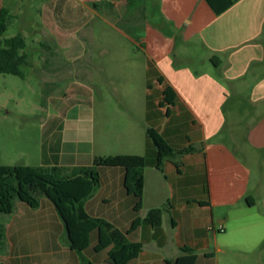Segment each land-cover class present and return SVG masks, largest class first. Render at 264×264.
Returning a JSON list of instances; mask_svg holds the SVG:
<instances>
[{"label": "crops", "instance_id": "obj_1", "mask_svg": "<svg viewBox=\"0 0 264 264\" xmlns=\"http://www.w3.org/2000/svg\"><path fill=\"white\" fill-rule=\"evenodd\" d=\"M27 1L0 0V11L10 13L9 24L22 20L26 43L39 45L54 59L63 52L78 55L82 42L92 52L101 40L105 62L112 57L114 70L132 67L135 74L145 135L140 155L147 160L142 209L134 210L136 200L127 194L121 168L101 169V188L86 204L92 217L128 232L137 218L170 203L161 226L141 225L128 234L142 245L128 264H168L183 255L184 247L197 252L196 264H263L264 0H239L221 15L206 0H43L38 16ZM96 19L102 22L100 35ZM118 24L132 28V34ZM125 43L132 47V66L120 55ZM91 63L80 67L86 76L78 81L111 71L107 64ZM96 103L90 100L91 106ZM94 110L87 108L90 117ZM149 128L177 150L195 146L199 151L185 155L180 169L167 162L159 171ZM90 131L86 139L74 128L52 131L37 165L25 166H88L84 161L91 157L83 145L92 148ZM120 135L125 142L126 135ZM103 204H117L118 210L102 217ZM0 228L5 230L0 264H82L46 197L38 209L18 203L12 215L0 216ZM97 240L93 232L85 254L105 264L110 249L96 252Z\"/></svg>", "mask_w": 264, "mask_h": 264}, {"label": "rangeland", "instance_id": "obj_2", "mask_svg": "<svg viewBox=\"0 0 264 264\" xmlns=\"http://www.w3.org/2000/svg\"><path fill=\"white\" fill-rule=\"evenodd\" d=\"M26 4L38 16L44 1L28 0ZM93 25L95 33L100 35L103 32L101 20L96 19ZM118 25L132 34V28ZM22 29V20L13 19L0 40L15 37L22 33ZM27 43L25 51L29 54V64L22 67L25 77L0 74V166L37 165L42 144L47 142L52 131L67 127L81 131L82 139H86L87 130H91L92 148L86 146V143L83 145L88 151L87 155L92 158L84 161L90 163L89 165L93 163L95 156L138 153L141 156L145 138L139 100L141 91L134 87L135 74L132 67H126L124 72L114 70L113 64L116 63L111 61L112 57L107 62L102 57L101 40L97 41L92 52H87L86 45L82 42L78 55L71 57L63 52L54 59L48 57L47 51L39 45L30 40ZM129 49L132 47L125 43L120 55L126 64L132 66L133 58L128 56ZM89 60L94 66L107 64L111 71L94 73L91 81H78L79 77L86 76V72L80 73V67L86 66ZM56 68H59L57 73L54 72ZM103 98L108 100L107 105L101 103ZM91 99L97 101L94 106L90 104ZM91 107L95 109L92 117L87 113V108ZM103 108L108 110L106 115L103 114ZM121 132L126 135L125 142ZM116 210L117 204H103L100 215L111 217ZM0 216L3 219L8 217L3 214ZM198 264L230 263L222 260L219 263ZM234 264L256 262L243 261Z\"/></svg>", "mask_w": 264, "mask_h": 264}, {"label": "trees", "instance_id": "obj_3", "mask_svg": "<svg viewBox=\"0 0 264 264\" xmlns=\"http://www.w3.org/2000/svg\"><path fill=\"white\" fill-rule=\"evenodd\" d=\"M206 1L217 15H221L239 0ZM9 19V11L2 9L0 38L9 28ZM26 48L27 43L22 34L0 40V74L24 78L22 67L29 64ZM166 97L167 101L172 102L174 94L168 91ZM147 135L156 148L155 167L159 171H163L167 162L180 169L181 159L185 155L199 151L195 146L177 150L153 128L147 130ZM146 166V158L139 155L97 156L88 166H0V214L12 215L18 203L38 209L41 198L47 197L56 207L66 228L69 245L79 255L82 264H96L85 254L93 232H97L98 239L94 250L102 252L110 249L108 263L128 264L142 251V245L132 242L128 234L141 225L161 226L163 214L171 211L170 203L150 210L144 219L137 218L128 232H123L103 218L92 217L87 212L86 204L101 188V169L121 168L125 172L124 187L127 194L135 198L134 210L139 212L143 206ZM4 246L5 230L0 228V250ZM181 250L183 255L168 264L197 263L198 254L194 249L184 247Z\"/></svg>", "mask_w": 264, "mask_h": 264}, {"label": "water", "instance_id": "obj_4", "mask_svg": "<svg viewBox=\"0 0 264 264\" xmlns=\"http://www.w3.org/2000/svg\"><path fill=\"white\" fill-rule=\"evenodd\" d=\"M105 264H110V263L106 262Z\"/></svg>", "mask_w": 264, "mask_h": 264}]
</instances>
